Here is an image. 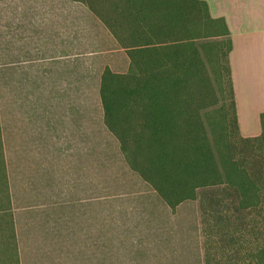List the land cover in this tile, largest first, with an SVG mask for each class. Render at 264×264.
Instances as JSON below:
<instances>
[{
  "label": "rangeland",
  "instance_id": "obj_1",
  "mask_svg": "<svg viewBox=\"0 0 264 264\" xmlns=\"http://www.w3.org/2000/svg\"><path fill=\"white\" fill-rule=\"evenodd\" d=\"M206 16L205 7L196 0H0L2 107L12 101L9 66L14 60L44 57L46 42L57 46L56 57L73 54L76 35L84 53L82 67L79 58L84 171L69 181L68 264H264V119L260 123L259 117L242 116L243 127L256 131L255 136L242 132L235 122L227 60L230 42L226 36H216L223 31L222 24H211ZM144 21L150 29L141 27ZM116 33L127 45L149 39L166 43L140 55L141 61L153 57L177 62V85L168 96L173 104L184 99L178 106L184 108L168 102L165 110L161 97L159 115L171 121L201 111L209 141L239 183V193L215 188L207 194L212 206L204 208L198 192L197 199L172 209L130 168V161L143 155L136 152L128 161L120 139L128 128L127 146H139L138 135L133 137L140 128L136 116L129 110L120 112L113 122L116 132L110 131L100 96L106 68L116 74L129 72L130 59ZM55 71L64 75L65 70L61 66ZM67 71H72L71 63ZM32 73L24 70L22 76L28 79ZM245 111L250 112L248 107ZM175 141L171 134L169 143ZM3 149L0 134V264H18L8 173L12 166L6 165ZM12 159L7 160L10 165ZM232 159L236 167L230 165Z\"/></svg>",
  "mask_w": 264,
  "mask_h": 264
},
{
  "label": "crops",
  "instance_id": "obj_2",
  "mask_svg": "<svg viewBox=\"0 0 264 264\" xmlns=\"http://www.w3.org/2000/svg\"><path fill=\"white\" fill-rule=\"evenodd\" d=\"M200 1L212 18L226 22L236 115L240 130L255 136L256 131L243 127L242 116L259 117L261 123L264 115V0ZM78 39L79 35L72 37L73 54L56 57L57 46L46 42L44 57L7 65L13 70L14 88L7 107L1 106L0 93V134L6 165L12 166L8 173L19 264H68L69 181L84 171V96L79 79L84 53ZM61 66L65 76L55 71ZM24 70H33L31 77L24 78ZM17 91L22 95L17 97Z\"/></svg>",
  "mask_w": 264,
  "mask_h": 264
},
{
  "label": "trees",
  "instance_id": "obj_3",
  "mask_svg": "<svg viewBox=\"0 0 264 264\" xmlns=\"http://www.w3.org/2000/svg\"><path fill=\"white\" fill-rule=\"evenodd\" d=\"M196 1L205 7L207 21L211 24H222L223 31L217 33L216 36L228 38L230 52L232 44L226 22L222 19L212 18L207 4L200 0ZM142 26L146 30L151 28L145 21ZM116 38L130 59L129 72L116 74L106 68L101 78L100 96L105 125L110 131L116 132L117 127L113 126V122L120 112L129 110V113H134L136 116V125L140 128L136 127L133 137L138 135L139 146H135L133 149L127 146V141H129L127 136L131 134V132L128 133V128L123 131V138L120 139L122 151L125 155L128 154V161L129 156L136 152H141L143 155L142 159L136 160V162L130 161V168L137 171L172 209L187 200L197 199L198 192H200V202L204 208L212 206L213 202L209 200L207 194L215 191V188L239 193V183L226 169L217 147L209 141L208 132L199 113L201 111L195 109L193 110L196 112L195 115L190 117L180 114L179 120L175 118L171 121L169 118L159 115L158 111L162 105L161 97L165 102L163 106L165 110L169 107L168 102L174 108L184 103V99L179 98L173 104L171 95L168 96L177 85L174 71L177 62L174 63L170 59L161 62L155 61L153 57L141 61L140 55L151 51L149 48L157 50L166 43L149 39L144 43L127 45L117 33ZM228 67L235 122L239 124L229 63ZM178 108L183 110L184 106ZM263 119L264 115L261 121ZM171 134L176 140L174 145L169 143ZM230 165L237 166L233 159ZM238 195L243 202V196ZM215 203L223 204V200L220 199L219 203ZM17 263L19 264L18 259Z\"/></svg>",
  "mask_w": 264,
  "mask_h": 264
}]
</instances>
